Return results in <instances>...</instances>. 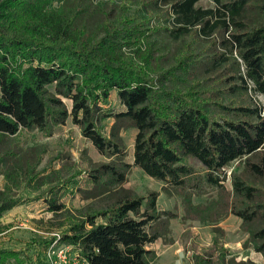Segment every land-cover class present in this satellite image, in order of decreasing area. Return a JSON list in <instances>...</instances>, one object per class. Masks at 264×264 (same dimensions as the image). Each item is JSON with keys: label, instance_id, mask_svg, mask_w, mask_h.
Here are the masks:
<instances>
[{"label": "trees", "instance_id": "1", "mask_svg": "<svg viewBox=\"0 0 264 264\" xmlns=\"http://www.w3.org/2000/svg\"><path fill=\"white\" fill-rule=\"evenodd\" d=\"M201 1L0 0V176L6 181L0 219L32 198L44 199L50 222L62 219L61 242L85 264H150L156 254L148 247L165 236L159 226L168 229V221H161L177 217L157 210L156 193L145 198L123 188L129 165L122 162L120 133L129 124L137 131L134 165L167 188L195 196L207 189L223 192L227 169L241 163L231 175L230 213L242 220L255 251L264 256V105L212 101L201 82L184 89L169 86L196 63L188 51L154 75L151 35L165 30L174 40H213V66L230 65L232 90L264 99V0H214V9L198 7ZM118 2L123 12L114 18L99 12L100 6ZM136 2L131 12L134 6L127 5ZM155 20H166L169 27L155 29ZM220 32L223 53L214 39ZM113 95L117 109L107 108ZM214 106L224 115L213 113ZM104 120L115 121L109 133ZM68 123L100 156L119 161L88 172L91 203L75 213L52 187L59 173L45 176L47 169L39 170L45 157L20 141L28 132L51 137ZM227 256L206 253L194 263L255 264ZM44 258L32 263L19 252L0 249V264H48Z\"/></svg>", "mask_w": 264, "mask_h": 264}, {"label": "rangeland", "instance_id": "2", "mask_svg": "<svg viewBox=\"0 0 264 264\" xmlns=\"http://www.w3.org/2000/svg\"><path fill=\"white\" fill-rule=\"evenodd\" d=\"M127 6L129 8L134 6L131 9V12H134L139 3ZM198 7L214 9L215 2L203 0ZM99 8V12L103 10V15L111 18L123 12L119 2L116 5L107 3ZM165 21L155 20L152 27L168 28L169 22ZM224 37L223 32L217 33L214 37L219 53L226 51L222 44ZM212 41L194 36L174 40L165 30L151 35L148 39L150 45L147 43V46L152 47L154 51L152 63L154 75L176 65L177 60L188 51L194 55L196 63L188 74L179 72L178 79H172L169 86L184 89L193 83L201 82L203 86L201 89H204L206 96L212 101L226 106L235 104L262 108L264 99L261 96H255L252 92L245 94L241 90H232L234 82L227 81L230 77V65L223 64L217 69L214 68L215 51L209 49ZM230 64H233V61ZM118 107L119 101L116 95H113L107 108ZM211 111L217 115H224V111L215 106L211 107ZM102 125L105 132L109 133L115 121L104 120ZM136 134L137 131L129 124H126L120 133L125 145V157L122 162L129 165L123 188L145 198L151 193H156L157 210L160 213H172L177 217L173 220H166L164 217L161 221V223L168 221V229L159 226V231L165 236L148 247L156 254V259L150 264H195L197 255L213 252L218 255L219 251H226L227 259H234L237 263L264 264V256L255 251L254 245L249 241V234L243 228L242 220L230 213L234 201L231 175L241 163H234L227 169V181L223 192L207 189L202 196L179 192L167 188L163 182L148 177L134 165ZM20 137L23 148L31 147L45 157L39 168L47 169L45 176L50 177L54 172L59 173V178L52 183V187H57L56 192L61 203L74 213L91 203V200H86V192L92 189L88 172L101 164L119 163L115 158L100 156L91 143L82 137L79 128L71 123L57 130L51 137L37 132L24 133ZM188 163L194 167L197 174L203 173L198 162L189 160ZM5 184L4 177L0 176V189H4ZM61 185L64 186L59 188ZM262 187L264 188V181ZM52 218L53 215L48 212L44 199L32 198L26 204L14 208L0 219V249L19 252L32 263L38 258L43 262L47 251L44 243L53 240L54 235H62L63 231L57 228L62 219H57L52 224L50 222ZM11 264L19 263L12 261Z\"/></svg>", "mask_w": 264, "mask_h": 264}, {"label": "built area", "instance_id": "3", "mask_svg": "<svg viewBox=\"0 0 264 264\" xmlns=\"http://www.w3.org/2000/svg\"><path fill=\"white\" fill-rule=\"evenodd\" d=\"M61 235L53 236V241L46 251L48 264H85L74 249L64 245Z\"/></svg>", "mask_w": 264, "mask_h": 264}]
</instances>
